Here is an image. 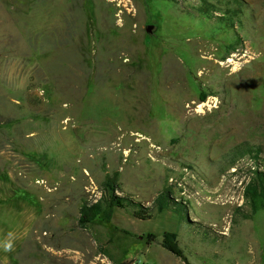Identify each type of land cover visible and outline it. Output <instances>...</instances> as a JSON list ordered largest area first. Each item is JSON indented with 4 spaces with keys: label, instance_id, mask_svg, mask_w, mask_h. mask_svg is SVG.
I'll use <instances>...</instances> for the list:
<instances>
[{
    "label": "rangeland",
    "instance_id": "1",
    "mask_svg": "<svg viewBox=\"0 0 264 264\" xmlns=\"http://www.w3.org/2000/svg\"><path fill=\"white\" fill-rule=\"evenodd\" d=\"M254 171L264 0H0V227L13 199L36 215L0 264H257ZM115 173L133 206L79 227Z\"/></svg>",
    "mask_w": 264,
    "mask_h": 264
},
{
    "label": "trees",
    "instance_id": "2",
    "mask_svg": "<svg viewBox=\"0 0 264 264\" xmlns=\"http://www.w3.org/2000/svg\"><path fill=\"white\" fill-rule=\"evenodd\" d=\"M202 6L199 9V12L202 14H207L208 9L206 5L207 2L202 1ZM117 174L115 173L112 176L104 177L100 185L99 192L101 197L95 202L84 201L79 208V216L77 218V225L79 227H85L88 224L92 223L100 215H104L106 219H110L114 210L116 208H124L127 206H133V204L125 197H121L115 194V191L118 190L117 187ZM264 195V173L254 171L250 180L244 187L243 197L248 202L250 207V212L247 215H244V219H248L253 216L258 207L256 202L258 199ZM158 211H162L165 208L169 207V191H163L155 198L154 201ZM137 206V205H135ZM133 215L139 219L145 220L150 218V213L148 208H138L133 209ZM163 247L173 254H177L176 240L175 235L172 233H166L162 242Z\"/></svg>",
    "mask_w": 264,
    "mask_h": 264
},
{
    "label": "crops",
    "instance_id": "3",
    "mask_svg": "<svg viewBox=\"0 0 264 264\" xmlns=\"http://www.w3.org/2000/svg\"><path fill=\"white\" fill-rule=\"evenodd\" d=\"M11 204L10 210L12 211L6 216V220L10 223V230L5 232V229L0 227V260L2 262L8 261L13 256L19 244L26 237L29 229L32 228L36 216L33 210V204L23 197L13 199ZM13 210L17 213H14ZM259 212L261 213L260 217L254 219V222L257 224L254 225L257 228L255 231L257 238L255 240L259 249L257 264H264V208L258 210L256 214H259ZM9 233H12L13 236L14 249L10 252H5L2 244L8 239Z\"/></svg>",
    "mask_w": 264,
    "mask_h": 264
},
{
    "label": "clouds",
    "instance_id": "4",
    "mask_svg": "<svg viewBox=\"0 0 264 264\" xmlns=\"http://www.w3.org/2000/svg\"><path fill=\"white\" fill-rule=\"evenodd\" d=\"M3 250L5 252H10L14 249V242L12 233L8 234V239H6L2 244Z\"/></svg>",
    "mask_w": 264,
    "mask_h": 264
},
{
    "label": "water",
    "instance_id": "5",
    "mask_svg": "<svg viewBox=\"0 0 264 264\" xmlns=\"http://www.w3.org/2000/svg\"><path fill=\"white\" fill-rule=\"evenodd\" d=\"M151 28H152L151 26H148L147 29H146V31L147 32H150L151 31Z\"/></svg>",
    "mask_w": 264,
    "mask_h": 264
},
{
    "label": "bare ground",
    "instance_id": "6",
    "mask_svg": "<svg viewBox=\"0 0 264 264\" xmlns=\"http://www.w3.org/2000/svg\"><path fill=\"white\" fill-rule=\"evenodd\" d=\"M201 107V106H200ZM140 137V136H139Z\"/></svg>",
    "mask_w": 264,
    "mask_h": 264
}]
</instances>
